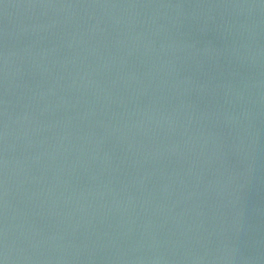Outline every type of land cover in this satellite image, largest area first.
I'll use <instances>...</instances> for the list:
<instances>
[{
	"label": "water",
	"instance_id": "water-1",
	"mask_svg": "<svg viewBox=\"0 0 264 264\" xmlns=\"http://www.w3.org/2000/svg\"><path fill=\"white\" fill-rule=\"evenodd\" d=\"M0 264H264V0H0Z\"/></svg>",
	"mask_w": 264,
	"mask_h": 264
}]
</instances>
